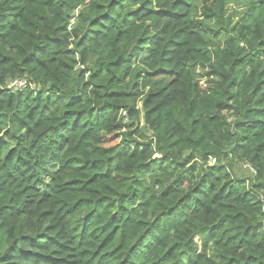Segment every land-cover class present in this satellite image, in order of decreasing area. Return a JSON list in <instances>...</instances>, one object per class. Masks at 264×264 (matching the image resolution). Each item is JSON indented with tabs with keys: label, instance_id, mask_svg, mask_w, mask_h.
Instances as JSON below:
<instances>
[{
	"label": "trees",
	"instance_id": "obj_1",
	"mask_svg": "<svg viewBox=\"0 0 264 264\" xmlns=\"http://www.w3.org/2000/svg\"><path fill=\"white\" fill-rule=\"evenodd\" d=\"M0 264H264V0H0Z\"/></svg>",
	"mask_w": 264,
	"mask_h": 264
},
{
	"label": "rangeland",
	"instance_id": "obj_2",
	"mask_svg": "<svg viewBox=\"0 0 264 264\" xmlns=\"http://www.w3.org/2000/svg\"><path fill=\"white\" fill-rule=\"evenodd\" d=\"M228 8L232 9L233 6H229ZM200 70V69H198ZM199 73H201L199 71ZM141 124H142V118H141ZM233 174L235 177H238V178H247L251 175V171L249 169V167H246L244 164H241V163H234L233 165ZM48 177H45V182L48 181Z\"/></svg>",
	"mask_w": 264,
	"mask_h": 264
},
{
	"label": "built area",
	"instance_id": "obj_3",
	"mask_svg": "<svg viewBox=\"0 0 264 264\" xmlns=\"http://www.w3.org/2000/svg\"><path fill=\"white\" fill-rule=\"evenodd\" d=\"M24 87H25V82L23 80H14L6 86V90L18 91V90H22ZM214 164H215V160L211 159L210 165H214Z\"/></svg>",
	"mask_w": 264,
	"mask_h": 264
}]
</instances>
